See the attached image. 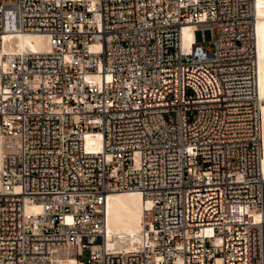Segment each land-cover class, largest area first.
<instances>
[{
	"label": "built area",
	"instance_id": "1",
	"mask_svg": "<svg viewBox=\"0 0 264 264\" xmlns=\"http://www.w3.org/2000/svg\"><path fill=\"white\" fill-rule=\"evenodd\" d=\"M257 4L0 0V264H264ZM21 32L49 49L1 52ZM116 191L144 200L129 247Z\"/></svg>",
	"mask_w": 264,
	"mask_h": 264
},
{
	"label": "bare ground",
	"instance_id": "2",
	"mask_svg": "<svg viewBox=\"0 0 264 264\" xmlns=\"http://www.w3.org/2000/svg\"><path fill=\"white\" fill-rule=\"evenodd\" d=\"M257 9L259 13L256 26V45L259 92L263 98L261 105V132H262V163L264 169V0H258ZM49 49L46 39L39 33L21 32L7 34L4 36L1 52L12 50L45 51ZM1 56V53H0ZM92 139V135H87V141ZM2 140L0 138V167L2 157ZM1 184V179H0ZM29 210L38 209V206L29 205ZM107 215V243L112 245L118 243L121 247H129L142 240V230L144 228L145 213L144 200L135 191H116L110 193L106 205ZM59 246L72 247L68 244H56L52 248L51 264H78L77 255L70 254L67 260L54 252V248ZM75 249V248H74Z\"/></svg>",
	"mask_w": 264,
	"mask_h": 264
},
{
	"label": "rangeland",
	"instance_id": "3",
	"mask_svg": "<svg viewBox=\"0 0 264 264\" xmlns=\"http://www.w3.org/2000/svg\"><path fill=\"white\" fill-rule=\"evenodd\" d=\"M2 1H7V0H2ZM204 43L207 46H212L213 45V42L211 40L205 41ZM54 252L56 254H58L59 256H62L63 258H66V259H62V260H67V258H69V256H70V254L74 255L76 253V250L74 248H72V247L59 246V247L54 248ZM88 256H89V251H86L79 258L81 260H87Z\"/></svg>",
	"mask_w": 264,
	"mask_h": 264
}]
</instances>
